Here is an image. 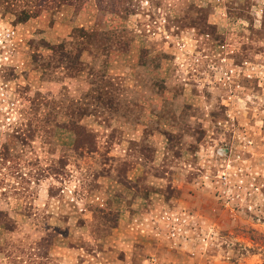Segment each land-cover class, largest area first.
<instances>
[{"label":"rangeland","instance_id":"374dc122","mask_svg":"<svg viewBox=\"0 0 264 264\" xmlns=\"http://www.w3.org/2000/svg\"><path fill=\"white\" fill-rule=\"evenodd\" d=\"M0 264H264V0H0Z\"/></svg>","mask_w":264,"mask_h":264}]
</instances>
